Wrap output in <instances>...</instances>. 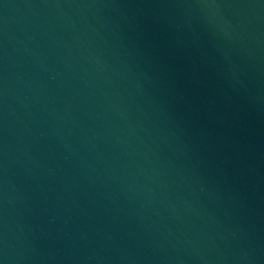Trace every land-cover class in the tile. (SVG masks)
<instances>
[{
    "label": "water",
    "instance_id": "1",
    "mask_svg": "<svg viewBox=\"0 0 264 264\" xmlns=\"http://www.w3.org/2000/svg\"><path fill=\"white\" fill-rule=\"evenodd\" d=\"M0 264H264V0H0Z\"/></svg>",
    "mask_w": 264,
    "mask_h": 264
}]
</instances>
